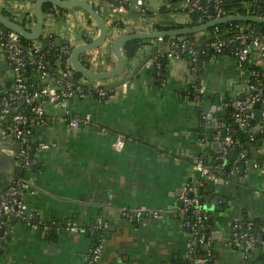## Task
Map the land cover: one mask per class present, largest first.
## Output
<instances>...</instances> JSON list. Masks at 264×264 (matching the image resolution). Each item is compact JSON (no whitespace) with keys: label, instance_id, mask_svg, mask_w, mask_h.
I'll list each match as a JSON object with an SVG mask.
<instances>
[{"label":"crops","instance_id":"crops-1","mask_svg":"<svg viewBox=\"0 0 264 264\" xmlns=\"http://www.w3.org/2000/svg\"><path fill=\"white\" fill-rule=\"evenodd\" d=\"M144 2L147 12L151 13L141 15L145 19L128 14L123 19L121 31L108 25L112 34L95 65L99 71L114 67L113 59L109 62V58H113L112 41L117 34L141 33L154 24L177 23L180 14L174 12L168 0ZM91 3L98 5L100 0ZM20 10H35V3L0 0V11L11 17ZM68 20L58 21L55 25L58 36L66 30H78L80 22L87 24L94 38L98 35L96 28L91 26L93 23L81 10L71 11ZM158 47L159 41H147L129 62L128 71L152 56ZM155 57L120 87H111L118 79L104 82L112 90L106 99L99 101L87 96L69 102L66 109L70 119L91 118L88 125L81 124L78 130L58 120L62 111L48 109L47 124L35 131L30 139L33 148L43 143L51 148H36L38 165L25 171L24 178L31 181L36 192L27 198L29 209L39 214L41 220L57 226L72 222L92 228L99 217L107 221L110 234H106L105 250L97 264H185L190 245H196L197 254L201 252L198 258L207 259L206 264L211 260H214L211 264H264L261 248H257L247 260L241 251L225 246L236 220H259L264 224V170L255 168V163L253 169L248 167L253 153L248 157L245 153L250 150L248 145L255 142L249 140L246 131H238V146L234 150L240 151V159L246 164L243 177L249 178L250 186L256 191L234 183L236 173L233 170L220 176L225 182L224 186H218L224 190L220 199L232 208L220 215L218 242L211 233L206 240V232L196 238L195 231L187 227L189 215L170 214L161 220L141 221L123 216L124 211L140 208L166 209L175 203L182 187L205 185L200 184L195 169L196 158L202 152L199 139L203 128L199 132L193 131L200 126L196 115L198 109L184 94L195 82L192 65L186 59L168 60L167 77L161 80L159 74H152V68L148 69ZM83 61L88 68L94 67L91 59ZM255 61L264 77V59ZM35 78L40 82L39 76ZM200 82L207 90V106L211 108L221 89L224 92L221 102L226 99L231 102L233 115V99L241 94V86L245 92L249 70L240 67L230 53L211 55L203 62ZM13 83V71L0 55V84L9 88ZM45 83L51 84V81ZM258 139L264 140V135ZM120 140L125 145L117 151L115 145ZM211 144L209 142L205 149L209 160L222 155L213 151ZM20 148L15 140L0 139V193L12 180L15 169L17 179H21L22 168L17 160ZM260 149L256 153V162L260 159ZM228 160L227 167L233 169L234 163ZM199 196L201 198L200 192ZM206 213L207 218L213 214ZM6 229L10 232L0 250L1 264H85L95 241L87 236L88 232L70 234L59 231L56 234L58 246L50 251L52 240L43 238L45 234L33 232L14 220L6 225ZM206 244L212 247L204 251Z\"/></svg>","mask_w":264,"mask_h":264},{"label":"built area","instance_id":"built-area-1","mask_svg":"<svg viewBox=\"0 0 264 264\" xmlns=\"http://www.w3.org/2000/svg\"><path fill=\"white\" fill-rule=\"evenodd\" d=\"M36 2V0H30ZM68 1V0H63ZM211 1V0H210ZM213 12L211 13L208 7H204V0H182L179 4L173 7L174 12L180 14L176 24L191 25L193 19L190 17L188 10L197 11L199 13L197 22L206 24L210 21L225 18L232 15L242 16H257L264 18V15H253L251 9H247L245 14L237 9L233 12H227L223 8V0H212ZM254 2H262L264 0H250ZM80 10H62L57 7L50 8L48 13L44 15L45 26L44 34L41 39L33 41V45L27 48L33 52L27 54L24 47L21 45V37L13 31L0 30V55L14 74V83L11 87L5 88L0 85V139L15 140L19 142L21 148L17 154L18 164L23 170H30L38 165V160L35 157V150H49L48 144H39L33 148L28 142L34 135L35 131L47 124V114L49 108H55L62 111V115L58 120L67 124L71 129L78 130L81 124L88 125L91 121L90 116H86L83 120L70 119L69 111L66 105L76 99H83L87 96H93L97 100L102 101L110 96V87L103 82H92L85 78L79 81L75 80V72L71 68L70 57L74 48L80 44L89 43L94 39L92 33L88 31L87 24L80 22L78 30H66L58 36L55 32V25L58 21L69 22L68 16L71 11ZM97 12L103 17L106 25L121 31L123 19L131 12L145 15L147 9L144 0H111L101 1L96 5ZM82 11V10H81ZM253 12H257L255 9ZM84 12V11H82ZM85 13V12H84ZM86 14V13H85ZM89 21L90 17L86 14ZM108 20L106 22V19ZM14 21L31 31L36 25L35 10H20L12 15ZM241 22H232L231 33L227 35L220 34L214 39L205 43L203 49H192L189 53L191 63V72L195 78V82L190 87V101L197 106L201 120L206 124V129L214 127V119L216 113L224 112L229 109L231 102L224 100L216 108L215 113L211 112L210 107L200 109L203 98L207 93L205 86L200 82V75L203 66V56L206 52L211 51L213 55H221L230 53L237 64L242 68L249 70V83L245 92L244 101L238 102L233 113V124L220 123L217 130L212 134V142H222V155L210 160L206 157L205 149L209 145L208 134H202L199 139L201 154L196 158L195 169L199 175L200 184L217 183L221 180V175L227 169L228 154L238 146V142L234 135L243 130L248 133V138L251 142L264 135V108L262 110V121L257 122L256 126H262L256 134H253L254 126L251 121L256 118V105L264 107V77L255 60L264 59V34L262 32H247ZM98 29L95 24L91 25ZM108 26V28H109ZM190 28V27H187ZM150 29L151 28H146ZM97 37V36H96ZM56 38L65 43L61 53L68 57L65 67L61 61L56 62L57 73L51 74L47 70L45 62L46 53L50 52L54 46L52 39ZM170 51L161 54L150 62L148 69L155 67L159 73L161 60H182L183 54L187 51L186 41L180 37H171L165 40ZM43 42L48 43L49 50L46 53H41L40 48ZM249 65H251L249 67ZM33 67L40 82L43 84L35 87L34 84L29 85L26 77V70ZM47 80L51 84L45 83ZM22 103L28 108L27 113L18 111V104ZM17 106V107H16ZM201 110V111H200ZM12 114V115H11ZM218 120V119H217ZM235 126V128H234ZM225 138L223 139V135ZM124 141L120 140L115 145L117 151H121L124 147ZM260 159L255 162V168L264 170V149H260ZM242 157L244 155L242 154ZM35 189L30 180L16 179L10 183L6 189L0 194V250L6 241L9 229L6 225L13 220L25 225L33 232L42 233L48 236L56 235L59 231H64L70 234H84L91 230L96 232V238L93 247L89 251L85 264H97L104 253L106 246V234L110 228V224L103 218L99 217L92 228L79 226L72 222H67L63 226H57L55 223L45 222L40 219L39 214L29 209L27 198L34 195ZM123 216L130 220L141 221L143 219L161 220L170 214L189 215L187 227L194 230L195 237L202 236L199 232L205 227L207 213L202 204H200V196L198 189L190 184L182 187L179 196L174 204L166 209H148L140 208L135 211H124ZM4 229L3 234L1 230ZM197 243V242H196ZM196 246V245H194ZM190 245L186 253V260L189 264H206L207 259L198 258L195 255V248ZM226 247L234 248L242 252L244 259H249L257 248L264 249V225L260 226L254 223L253 220H236L232 224L231 234L228 237ZM1 264V263H0Z\"/></svg>","mask_w":264,"mask_h":264},{"label":"water","instance_id":"water-1","mask_svg":"<svg viewBox=\"0 0 264 264\" xmlns=\"http://www.w3.org/2000/svg\"><path fill=\"white\" fill-rule=\"evenodd\" d=\"M108 1V0H103ZM46 4L53 5L59 9L62 10H72V9H80L84 11L91 19L92 23L96 25L98 29V35L95 37L91 42L84 43L76 46L74 50L72 51L71 57H70V64L71 68L76 74L81 75L86 80L92 81V82H103V81H111L118 79V81L111 85V87L117 88L124 84H126L129 80H131L134 75H136L151 59L152 57L157 56L158 54L167 53L170 51L169 44L165 41L168 38L171 37H180V36H188V35H197L202 34L204 32H207L210 29L216 28L217 26L232 23V22H246V23H255V24H264V18L257 17V16H242V15H232L221 19H216L213 21H210L206 24L190 27V28H183V29H177V30H169V31H151L150 29H145V31L141 33H131V34H117L115 37H113L112 41V55L113 58H109V62H111L114 65L112 70H103L99 71V68L96 67V63H98V60L100 59L101 53L103 49L108 45L110 41V36L112 32L109 30L108 26L105 23V20L103 17L97 12L95 6L88 0H36L35 2V17H36V25L31 31H28L26 28H24L21 24L18 22L10 19L6 15L0 11V25H2L5 29L9 31L16 32L20 35L22 39L28 40V41H37L42 38L44 34V26H45V20H44V13H43V7ZM210 12H213V8L210 9ZM130 17L135 18H142L145 19V16H141L138 13L131 12L129 14ZM132 41H159V47L154 50L152 56H149L145 60H143L138 66L134 67L132 70H129V61L126 59L123 49L124 47ZM61 45V40L57 39V46ZM91 59V64L94 65L93 68H88L82 60ZM96 67V68H95ZM151 72L153 75H157V69L153 67L151 69ZM244 87L241 86V94L234 97V102L232 105V108L236 109L237 103L244 101L246 94L248 92H244ZM224 96V92L220 89L219 94L215 95L213 105L211 106V112L215 113L216 108L221 104V97ZM257 110L256 118L251 121V125L254 126L253 134H256L260 129H262V126L257 125V122L262 121V110L263 106L256 105L255 106ZM228 114V110H225L223 112L224 117H226ZM196 115L198 116V123L200 124L199 128L193 129L195 132H199L201 128L206 129V124L201 120L199 112H196ZM214 127L208 128V141L211 142V147L213 151L217 152L218 154H222V142H212V134L215 130L219 127V122L217 119L213 120ZM192 132V130H190ZM225 138V134L223 135V139ZM30 142V140L28 141ZM250 150L245 153V156H249L250 153H253L252 159L248 162V167L250 169H253V164L256 162L255 157L256 153L259 148L264 149V140L258 139L255 143H250L249 145ZM244 149V146L241 148ZM229 162H233L234 166L233 169L230 167H227L226 171L229 173L231 170H233L236 175L233 177L234 183H240V185H244L247 188L256 191V188L253 186H250L249 184V178H244L243 174L246 170V164L243 160L240 159V151L239 150H232L229 154ZM238 161L240 162L239 164ZM237 162V163H236ZM211 161L209 160V164ZM238 174V175H237ZM25 176V170H21L20 177L24 178ZM222 176V175H221ZM264 178V174H263ZM1 179V178H0ZM16 169L12 173V180L9 181V184L12 183L14 180H16ZM224 181H219L217 183H205L203 187H198V184H196V188L199 190L201 194L200 198V204L203 205L204 210L213 213L212 216L208 217L205 221V228H201L199 230L200 233L206 232L207 235H205L206 240H208V234H212L215 241L218 242V239H216L217 235L219 234L220 230V215L225 212V210L231 209L232 207L230 205L227 206V202L220 199V193L224 192V190L218 186H224ZM181 219H184V216L181 217ZM4 229L1 230V234H3ZM189 232L191 230L189 229ZM110 234V232L107 233V236ZM96 232L94 230H91L88 232V237H92L93 239L96 238ZM43 238L47 240H52L50 243V251H54V249L58 246L57 245V235L53 236H47L45 235ZM211 244H206L203 247V250H209L211 249ZM201 252H199L196 256L200 257ZM214 260H211V263H213ZM185 264H189V262L186 260Z\"/></svg>","mask_w":264,"mask_h":264},{"label":"trees","instance_id":"trees-1","mask_svg":"<svg viewBox=\"0 0 264 264\" xmlns=\"http://www.w3.org/2000/svg\"><path fill=\"white\" fill-rule=\"evenodd\" d=\"M22 1H26V0H22ZM102 1V0H100ZM111 1V0H108ZM182 0H168V3L171 4L172 7H175L177 5V3H180ZM95 8H96V4L92 3ZM214 5L213 1L211 0H204L203 6L204 7H208V9L210 10L212 8V6ZM53 5L50 4H46L43 7V13L44 15H46L48 13V10L50 8H53ZM223 8L225 11L227 12H233V10L237 9L239 11H243V14H245V11L247 9H251V14L253 15H264V1L262 2H256L255 6H254V2H251L250 0H223ZM255 9L257 12H253L252 10ZM165 10L163 9L162 12H164ZM190 15V17L193 19V24L191 25H184V24H175V23H170V24H154L151 28V31H169V30H177V29H183V28H187V27H195V26H200L202 24H199L197 22V17L199 15V13L197 11H187ZM2 13L4 15H6L7 17H9L10 19H12V17L7 14L6 12L2 11ZM150 12H146V15H150ZM13 20V19H12ZM22 25H24L22 23ZM240 25H243L247 32L250 31L251 32H262L264 34V24H255V23H246V22H241ZM120 26H122V23L120 24ZM231 27L232 24H224V25H220L217 26L216 28L210 29L207 32H204L202 34H197V35H188V36H181V38H183L186 41V47H187V51L185 52V54H183L184 59L188 60L190 59V55L189 53L191 52L192 49H203L205 46L206 42H209L210 40L214 39L216 36H219L220 34L222 35H227L229 33H231ZM0 30L2 31H7L2 25H0ZM169 39V38H168ZM166 39V40H168ZM52 42L54 43V46L51 48L50 52H48L49 50V45L48 43L43 42V45L41 46V53H46V57H45V62L47 63V70L49 73L51 74H55L57 73V68H56V62L57 61H61L62 66L65 67V65L67 64V60L68 57L65 54L61 53L62 47L65 46V43L62 42V45L57 46L56 43V38L52 39ZM33 41H28L25 39H21V45L24 47L25 51L27 52V54H32L33 52H30L27 50V48L31 45H33ZM147 41H132L129 42L123 49L124 55L126 57V59L130 62L132 61L136 55L138 54V52L144 48V46L146 45ZM211 55H213V53L211 51L206 52V54L203 56V62L206 61ZM82 62L84 63V61L82 60ZM168 60H161V67L159 70V73H157L158 77L161 80H164L167 77V67H168ZM251 65H249L250 67ZM37 72L33 67H29L26 70V77H27V82L29 85L34 84V86L37 88L40 85V82L35 78L37 76ZM83 77L79 74L75 73V80L79 81L80 79H82ZM1 85V84H0ZM2 86V85H1ZM4 88V87H2ZM2 88H0V91L2 90ZM111 89V88H110ZM112 91V90H111ZM110 91V94L112 93ZM187 97L190 96L191 98V91L188 90L184 93ZM208 96H204L203 98V102L200 106V109H206L208 108L207 106V101ZM227 100V99H226ZM229 101V100H227ZM17 107V106H16ZM18 111L23 112V113H27L28 112V108L23 105L22 103L18 104ZM201 111V110H200ZM230 111V113H229ZM231 107H229L228 109V113L226 117H224L223 115V111L220 113H216V118L218 119V121L220 123H225L227 125L229 124H233V116L231 115ZM234 111V110H233ZM12 115V114H11ZM235 128V126H234ZM201 132L203 134H208V131L206 129H202ZM238 132L234 135V137L237 138ZM33 147V146H32ZM36 166H34L33 168H36ZM26 171V170H25ZM21 179H25V178H21ZM9 185V184H8ZM6 189V188H5ZM4 189V190H5ZM3 190V191H4ZM2 191V192H3ZM1 192V193H2ZM0 193V194H1ZM246 221V220H245ZM254 223H256L257 225L263 226L264 224L259 221V220H253ZM195 248V255H197V248ZM259 249V248H258ZM261 253L264 256V249L261 248Z\"/></svg>","mask_w":264,"mask_h":264},{"label":"rangeland","instance_id":"rangeland-1","mask_svg":"<svg viewBox=\"0 0 264 264\" xmlns=\"http://www.w3.org/2000/svg\"><path fill=\"white\" fill-rule=\"evenodd\" d=\"M88 1H90V2H94V0H88ZM96 1V0H95ZM98 1V0H97ZM101 2V1H100Z\"/></svg>","mask_w":264,"mask_h":264},{"label":"flooded vegetation","instance_id":"flooded-vegetation-1","mask_svg":"<svg viewBox=\"0 0 264 264\" xmlns=\"http://www.w3.org/2000/svg\"><path fill=\"white\" fill-rule=\"evenodd\" d=\"M211 264V263H210Z\"/></svg>","mask_w":264,"mask_h":264}]
</instances>
